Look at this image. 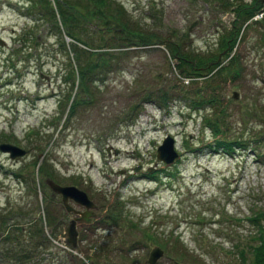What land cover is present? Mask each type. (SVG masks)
Wrapping results in <instances>:
<instances>
[{"label":"rangeland","instance_id":"374dc122","mask_svg":"<svg viewBox=\"0 0 264 264\" xmlns=\"http://www.w3.org/2000/svg\"><path fill=\"white\" fill-rule=\"evenodd\" d=\"M49 1L60 24L55 0ZM117 1L143 28L161 38L187 35L184 46L202 55L216 50L219 33L233 20L214 1ZM28 2L0 0V143L26 151L14 158L0 151V255L7 234L30 239L32 246L40 225L53 234L51 243L18 264H79L65 251L95 264H149L154 247L163 250L155 264H238L239 251L256 242L249 217L264 210V45L258 27L246 28L233 51L239 73L219 85L223 112L215 118L212 109L192 110L184 102L141 104L152 88L209 91L203 80L180 75L161 44L119 48L129 49L127 59L89 85V99L77 78L64 79L69 62L76 68L65 27L60 24L67 51L58 47L49 22L28 17ZM262 16L264 10L254 18ZM25 32L36 40L21 41ZM129 113H136L130 124ZM204 116L219 120L216 133ZM167 136L178 153L169 165L156 156ZM216 139L243 140L244 146L214 149ZM49 177L84 190L96 204L91 221L76 227L75 247L67 242L71 216L59 212V198L45 183ZM2 258L0 264H13Z\"/></svg>","mask_w":264,"mask_h":264},{"label":"trees","instance_id":"16d2710c","mask_svg":"<svg viewBox=\"0 0 264 264\" xmlns=\"http://www.w3.org/2000/svg\"><path fill=\"white\" fill-rule=\"evenodd\" d=\"M204 1L208 5L220 2L222 10L232 12L233 20L229 28L225 26L224 30L219 33L216 50L202 55L184 46L187 35L176 37L173 34L167 38H161L159 32L143 28L134 15H131L117 0H55L60 24L65 27L66 35L72 40L70 51L73 53V60L76 63L75 68L69 62L70 66L64 76L65 81L74 82L77 78L82 92L90 99L93 91L89 85L102 82L106 73L120 69V64L127 59L126 55L129 49L119 50V48L161 44L176 60L175 68L180 75L191 78L192 82L197 79L203 80L206 83L204 85L209 86V91L200 88L190 89L191 86L184 85L172 88H152L150 92L140 98L141 104L152 103L163 108L173 102H184L192 110L212 109L215 118H217V113L223 112V108L219 107V85L239 73L234 68L233 51L241 40L245 29L257 26L260 40L264 45V16L254 18L264 10V0H249V2L244 0ZM26 11L28 17H32L31 20L36 24L39 22L48 24L49 22L53 35L57 37L58 47L67 51L61 26L49 0H45V2L29 0ZM19 37L24 42L36 40V35L31 32H25ZM176 88L179 90L173 92ZM67 104L68 102L65 100L61 109V117ZM74 109L75 104L72 103L69 106V111L73 113ZM127 115L131 119L129 123H133L136 113L134 116H131L130 113ZM61 117L59 118L61 119ZM203 120L205 126L214 133L218 131V119L212 120L204 116ZM243 142V140L216 139L210 146H213L214 149L221 148L231 151L243 148ZM151 177H156V175H151ZM109 217L113 220L116 219L113 215ZM249 220L255 227L256 234L252 239L256 242L250 245L247 250L239 251L238 264H264V210L254 212ZM31 235L35 238V243L33 242L32 246H29V243H32L30 239L26 241L24 239L23 242L22 237L20 238L12 232L7 234L5 238L8 246L2 249V256L13 261V264L22 263L29 259L30 254L35 253L39 246H48L53 238V234H46L40 225L32 231ZM18 238L20 239L18 240ZM31 247L35 248L30 250ZM2 256L0 255V258ZM65 258L75 259L79 264H87V261L89 264H95L88 257H86V262L83 258L73 257L71 251H65Z\"/></svg>","mask_w":264,"mask_h":264},{"label":"water","instance_id":"95a60500","mask_svg":"<svg viewBox=\"0 0 264 264\" xmlns=\"http://www.w3.org/2000/svg\"><path fill=\"white\" fill-rule=\"evenodd\" d=\"M192 26V25H191ZM1 43V40H0ZM233 98L238 97V92H232ZM174 139L171 136H167L161 145L157 147V158L161 162H164L166 165L173 163V161L178 157V153L174 148ZM0 151L4 153H8L10 158H14L16 156H22L26 153V151L16 145L3 142L0 143ZM45 183L49 186V188L61 195L62 202L66 207L67 211L73 210L72 206L69 203V200H72L79 206L84 207V211L81 212V216L79 218H75L69 221L67 225V242L72 246H76V219L79 221H83L89 223L91 221V217L94 216V209L96 208V204L89 198L88 194L74 185H61L56 183L51 179H46ZM1 238V235H0ZM163 255V250L160 247H154L147 259L149 264H155L156 261Z\"/></svg>","mask_w":264,"mask_h":264},{"label":"flooded vegetation","instance_id":"af4514ba","mask_svg":"<svg viewBox=\"0 0 264 264\" xmlns=\"http://www.w3.org/2000/svg\"><path fill=\"white\" fill-rule=\"evenodd\" d=\"M53 192V191H52ZM52 194H54L55 196H57L58 198H59V201H60V209H59V212L61 211L63 214V216H66V214L68 213L71 217H70V219H69V221L70 220H72V219H75V218H79L80 216H81V212H83L84 211V208L82 207V206H79L78 204H76L75 202H73V201H70V202H73L77 207H74L71 203H70V205L72 206V208H73V210H71V211H67V209H66V207L63 205V203H62V198H61V195L60 194H56V193H52ZM52 194H51V196H52ZM53 195V196H54ZM52 196V197H53ZM95 215V214H94ZM63 216H61V219L60 220H62V221H65V218H63ZM59 220V221H60ZM69 223V222H68ZM82 223H84L83 221H79V220H77L76 219V227H77V225L78 224H82Z\"/></svg>","mask_w":264,"mask_h":264},{"label":"bare ground","instance_id":"6f19581e","mask_svg":"<svg viewBox=\"0 0 264 264\" xmlns=\"http://www.w3.org/2000/svg\"><path fill=\"white\" fill-rule=\"evenodd\" d=\"M130 124V123H129Z\"/></svg>","mask_w":264,"mask_h":264}]
</instances>
